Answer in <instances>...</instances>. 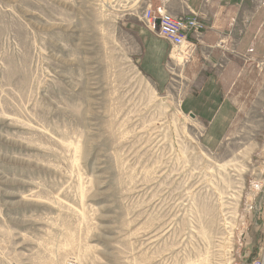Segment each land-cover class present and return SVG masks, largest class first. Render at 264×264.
<instances>
[{
    "label": "rangeland",
    "instance_id": "1",
    "mask_svg": "<svg viewBox=\"0 0 264 264\" xmlns=\"http://www.w3.org/2000/svg\"><path fill=\"white\" fill-rule=\"evenodd\" d=\"M143 1L0 0V264L264 254V43L176 56Z\"/></svg>",
    "mask_w": 264,
    "mask_h": 264
},
{
    "label": "crops",
    "instance_id": "2",
    "mask_svg": "<svg viewBox=\"0 0 264 264\" xmlns=\"http://www.w3.org/2000/svg\"><path fill=\"white\" fill-rule=\"evenodd\" d=\"M151 3L154 8L164 5L176 15L198 14L206 23V30L201 40L195 42L197 48L199 47L208 62L210 59L207 56L228 63V71H234L237 76L248 69L250 49L258 48L264 43L263 23L253 31L248 27V23L242 24L249 16L254 18L253 16L259 15V10L254 13L249 8V0H151ZM253 23L254 20L251 27ZM243 62H246L244 66ZM155 79L161 78L155 76ZM221 93L222 91H217L215 95ZM229 94L232 93L226 89L222 105L227 102L226 97H229Z\"/></svg>",
    "mask_w": 264,
    "mask_h": 264
},
{
    "label": "built area",
    "instance_id": "3",
    "mask_svg": "<svg viewBox=\"0 0 264 264\" xmlns=\"http://www.w3.org/2000/svg\"><path fill=\"white\" fill-rule=\"evenodd\" d=\"M141 20L152 32L165 38L173 46L174 55H181L196 49L191 38L200 40L206 30V23L196 13L176 15L164 5L154 8L151 0H144ZM158 20L160 21L158 23ZM75 264V262H72ZM252 264H264V254Z\"/></svg>",
    "mask_w": 264,
    "mask_h": 264
},
{
    "label": "water",
    "instance_id": "4",
    "mask_svg": "<svg viewBox=\"0 0 264 264\" xmlns=\"http://www.w3.org/2000/svg\"><path fill=\"white\" fill-rule=\"evenodd\" d=\"M160 21L158 20V23H159Z\"/></svg>",
    "mask_w": 264,
    "mask_h": 264
}]
</instances>
